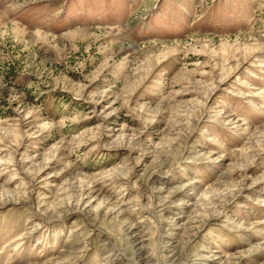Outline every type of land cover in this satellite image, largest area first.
I'll return each instance as SVG.
<instances>
[{"label":"rangeland","instance_id":"374dc122","mask_svg":"<svg viewBox=\"0 0 264 264\" xmlns=\"http://www.w3.org/2000/svg\"><path fill=\"white\" fill-rule=\"evenodd\" d=\"M0 264H264V0H0Z\"/></svg>","mask_w":264,"mask_h":264},{"label":"bare ground","instance_id":"6f19581e","mask_svg":"<svg viewBox=\"0 0 264 264\" xmlns=\"http://www.w3.org/2000/svg\"><path fill=\"white\" fill-rule=\"evenodd\" d=\"M114 209V208H113Z\"/></svg>","mask_w":264,"mask_h":264}]
</instances>
